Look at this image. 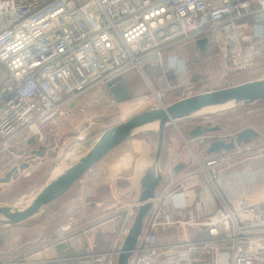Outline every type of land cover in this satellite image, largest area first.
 I'll use <instances>...</instances> for the list:
<instances>
[{"label":"built area","instance_id":"built-area-1","mask_svg":"<svg viewBox=\"0 0 264 264\" xmlns=\"http://www.w3.org/2000/svg\"><path fill=\"white\" fill-rule=\"evenodd\" d=\"M252 16H264V0H0V178L30 159L12 148L19 134L45 144L62 125L75 124L84 112L74 108L80 98L129 70L141 73L174 45L206 37L233 63L250 59L255 52L249 41L240 43L238 24ZM222 32L232 36L219 44ZM262 156L264 143L256 139L193 157L195 168L181 178L161 175L129 264H264V202L249 204L243 196L227 202L217 189L221 172ZM198 184L206 195L195 210L179 206L185 200L178 203V194ZM138 207V199L104 206L89 227L70 218L65 230L78 227L76 236L41 238L31 249L1 254L0 264H62L67 258L52 257L56 245L73 238L80 245L81 236L109 223L110 250L80 264H115ZM176 228L181 243H158Z\"/></svg>","mask_w":264,"mask_h":264},{"label":"crops","instance_id":"crops-1","mask_svg":"<svg viewBox=\"0 0 264 264\" xmlns=\"http://www.w3.org/2000/svg\"><path fill=\"white\" fill-rule=\"evenodd\" d=\"M138 73L137 70H129L121 75L122 82L129 94V99L126 101L119 103L114 102L106 87H100L80 98V100L76 102L74 108L83 109L84 114H79L76 117L75 127L79 121L82 122L84 118H86L88 114L87 111H89L92 105H103V109L91 110V114L96 116L98 114L103 115L104 118H102V120L104 121L109 117L108 112L113 111V109H118L125 115L124 119L117 121L118 123L133 116L135 114V112L132 111L135 109L134 107L142 103L144 99L146 100V98H149V95L144 94L149 90L147 83L145 84L142 80L140 81L138 79ZM253 79H255V76L243 77L240 78V81L245 82ZM93 107L96 108V106ZM93 117L94 116H92V118ZM178 123L177 127L176 125L172 126V131H166L164 147L160 158V171L162 176L172 178L173 180L191 173L193 170L191 168L194 162L193 157L198 159L206 158L204 155L205 148L198 147L197 145H194L197 150L196 153L190 151L192 159L190 158L186 147L190 148L191 143L195 144V141L189 138L187 133L193 129L194 126L188 128L186 126H181V122ZM84 125H86V122ZM68 127L70 126H66V124L62 125L58 131L47 137V141L43 145H35L34 142H31L30 138L23 144L18 145L17 149H24L28 151L30 155L29 161L23 162L22 164H29L25 172H30V170L35 168V166H32L36 161H34V159L51 155V153H54L58 149L56 147L57 141H55V138L62 141L65 140L63 138L68 136L70 130L75 129H69ZM220 131L218 133H223ZM184 135L186 137H183ZM228 135L229 134H212L210 135V139L226 138L225 136ZM89 139L90 138L87 137L86 141ZM83 145H85V142ZM154 145L155 139L149 136L125 141L104 157L103 160L77 182L66 194L68 196L61 204L57 205L66 195L25 222L16 226L2 227L4 230L0 231V255L31 249L35 247L41 238H52L57 235L74 237L80 233L81 230H79L78 227H73L70 231L65 230L70 218H77L79 219L80 225L89 227L92 225L93 221L95 222L100 216V209L102 207H111L117 201L128 203L138 199L140 193L139 181L145 170L150 166ZM39 146H44V151L39 154L40 156L38 154L33 155L34 152H38ZM20 164H18V166H20ZM244 164H249V170L251 168L254 169V174L247 172L249 170L245 169H238L234 172H229V170L223 171L220 174V181L217 184V189L227 202L233 197L243 196L249 204H260L264 202V156L249 160ZM249 173L252 175L250 176ZM185 192L187 207L192 208V211L195 210L197 201H200L201 198L206 195L200 184L188 188ZM176 201L179 203L182 201V198L178 197ZM201 206H203L202 201ZM197 210H199V208H197L196 211ZM110 225L109 223L88 232V234L85 233L84 236L80 238V240H82L80 245L75 243V238L56 245L52 257L67 258L62 264H80L88 261L90 259L88 257L90 254L107 253L110 250L115 235ZM188 231H190L189 234H191L189 236H195L193 230ZM199 236H201V234H198V237ZM32 264L40 263L36 262Z\"/></svg>","mask_w":264,"mask_h":264},{"label":"rangeland","instance_id":"rangeland-1","mask_svg":"<svg viewBox=\"0 0 264 264\" xmlns=\"http://www.w3.org/2000/svg\"><path fill=\"white\" fill-rule=\"evenodd\" d=\"M238 26L240 29L238 32L240 43L244 45L249 41L255 52L254 56L244 62L233 63L229 52L219 49L215 41L213 42L212 40L203 53L192 43L174 45L166 49L160 59L151 60L142 65L141 73H138V79L140 81L142 80L145 84L147 83L149 90L144 94L149 95V99H144L140 104L136 103L137 105L132 111L136 114L160 105H167L188 95L236 84L240 81V78L243 77H264V16H252L251 18L241 21ZM231 36V32H222L218 34L217 42L219 44L227 42L230 40ZM93 106H96V108ZM101 108L103 109V105L90 106L89 111H87L88 114L82 122L79 121L76 127L75 125L68 127L69 129H75L70 130L68 136L63 138L65 140L62 141L55 138V141H57L56 147L58 149L54 153H51V155L34 159V161H36L32 166H35V168L30 170V172L28 171L29 175L27 177L20 175L16 180H12L7 184L0 183V205L25 204L44 187L53 168L58 165L62 157L67 156V169L82 153H84L85 147L83 143L86 142L87 137L93 139V137H97V135L106 128L113 126L118 123L117 121L125 118V115L118 109H113V111L108 112L109 117L105 121L102 120V118H104L103 115L98 114L96 116L91 114V110L94 111ZM79 114H84V112ZM79 114H77L76 117ZM92 116L94 117L92 118ZM85 122L86 125H84ZM179 122H181V126H186L188 128L200 124H202L203 127L218 125L221 129L220 132L223 133L214 134H229L225 136L226 138L231 137L242 129L253 128L260 133L258 140L264 143V102L247 106H238L234 109L209 114L205 117L186 119ZM172 130V126H169L166 131L170 132ZM155 134V131H147L138 134L135 138L149 136L155 139ZM28 136L26 132L19 134L11 141L12 148L16 149L19 144L28 141ZM77 137H79V139H85L84 141H78ZM183 137L186 136L184 135ZM194 145L195 144L191 143L190 148L186 147L187 153L191 159L192 155L190 151H194L195 153L197 151ZM44 149V146H39V153L37 154L39 155ZM22 164L23 162H21L20 166ZM27 165L26 169L29 167ZM248 165L249 164H240L227 170H229V172H234L238 169L249 170L250 165ZM191 168H195L194 162ZM247 172L254 174L255 170L251 168ZM252 174H250V176ZM3 178L4 177H2L1 180ZM67 196L68 195L60 200L57 205L65 201ZM178 196L185 199L183 205H178L182 207L187 206L186 192L180 193ZM1 230L4 229L0 227V231ZM189 232L190 231L187 230V237L195 238L194 235L189 236L191 235ZM182 241L183 233L180 228L161 233L158 238V243L160 245L178 244Z\"/></svg>","mask_w":264,"mask_h":264},{"label":"water","instance_id":"water-1","mask_svg":"<svg viewBox=\"0 0 264 264\" xmlns=\"http://www.w3.org/2000/svg\"><path fill=\"white\" fill-rule=\"evenodd\" d=\"M195 45L201 53L205 52L208 38L196 40ZM105 87L114 102L119 103L129 99L121 76L108 82ZM258 102H264V77L245 82L239 81L236 84L188 95L167 105H160L136 113L127 120L105 129L97 137L87 140L84 145V153L56 181L43 187L25 204L0 205V227L19 225L42 212L65 196L77 182L115 148L125 141L135 138L138 134L147 132L145 131L147 126L158 124L155 131L152 161L139 181V207L127 234L122 239L116 257L115 264H129L141 233L143 221L150 209V201L161 181L160 158L167 128L175 126L182 120L205 117L209 114ZM219 131L218 125L213 127L197 125L187 133V136L195 141V145L205 148L204 155L206 157L216 155L221 151L232 150L236 145L245 144L260 137V133L255 129L245 128L228 139L211 140L210 135ZM31 142L33 143L34 140L31 139ZM37 153L34 152L33 155ZM24 165L10 169L1 183L7 184L10 180H16L26 170L27 164Z\"/></svg>","mask_w":264,"mask_h":264},{"label":"bare ground","instance_id":"bare-ground-1","mask_svg":"<svg viewBox=\"0 0 264 264\" xmlns=\"http://www.w3.org/2000/svg\"><path fill=\"white\" fill-rule=\"evenodd\" d=\"M149 85V84H148ZM150 86V85H149ZM157 100V99H156ZM145 104V103H144ZM143 104V105H144ZM147 104V103H146ZM158 128V124H152V125H149L146 127L145 131H156ZM85 138L83 139H79L78 137V140L79 141H84ZM193 154V153H192ZM66 160H67V156H64L62 157L60 160H59V163L58 165H56L51 174L49 175L50 177H48V181L47 183H45L44 187H47L50 183L56 181L63 173L64 171L66 170ZM22 174V173H21ZM39 192V191H38Z\"/></svg>","mask_w":264,"mask_h":264},{"label":"trees","instance_id":"trees-1","mask_svg":"<svg viewBox=\"0 0 264 264\" xmlns=\"http://www.w3.org/2000/svg\"><path fill=\"white\" fill-rule=\"evenodd\" d=\"M208 125V124H207ZM165 134H166V132H165Z\"/></svg>","mask_w":264,"mask_h":264}]
</instances>
